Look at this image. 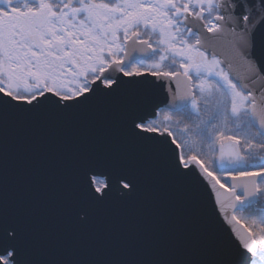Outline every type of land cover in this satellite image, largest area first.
<instances>
[{
  "label": "snow or ice",
  "instance_id": "1",
  "mask_svg": "<svg viewBox=\"0 0 264 264\" xmlns=\"http://www.w3.org/2000/svg\"><path fill=\"white\" fill-rule=\"evenodd\" d=\"M0 264H264V0H0Z\"/></svg>",
  "mask_w": 264,
  "mask_h": 264
},
{
  "label": "water",
  "instance_id": "2",
  "mask_svg": "<svg viewBox=\"0 0 264 264\" xmlns=\"http://www.w3.org/2000/svg\"><path fill=\"white\" fill-rule=\"evenodd\" d=\"M173 87H175V82H173ZM160 99L163 100L164 96L162 95ZM225 210L230 214L231 209L228 207L227 201L225 203ZM229 219H230V215H229ZM216 227L218 231H220L222 234L226 236L230 235L233 239H237V240L239 238V235H244L245 230L248 229L247 226L240 220L239 223H237L236 221H232L231 223H229L227 220H225L224 213L219 211V206H217Z\"/></svg>",
  "mask_w": 264,
  "mask_h": 264
},
{
  "label": "trees",
  "instance_id": "3",
  "mask_svg": "<svg viewBox=\"0 0 264 264\" xmlns=\"http://www.w3.org/2000/svg\"><path fill=\"white\" fill-rule=\"evenodd\" d=\"M244 215H246V218H245V222L247 223L248 227L251 229L252 225L251 223H249L247 220L250 219L251 220V217L249 216V213L245 212L243 213ZM243 215V216H244ZM239 217H241L242 215H238Z\"/></svg>",
  "mask_w": 264,
  "mask_h": 264
},
{
  "label": "rangeland",
  "instance_id": "4",
  "mask_svg": "<svg viewBox=\"0 0 264 264\" xmlns=\"http://www.w3.org/2000/svg\"><path fill=\"white\" fill-rule=\"evenodd\" d=\"M244 214H242V216L241 217H237L239 220H241L247 227H248V225H247V223L245 222V218H246V215H244ZM249 223H251V220L250 219H248L247 220ZM249 228V227H248ZM250 229V228H249Z\"/></svg>",
  "mask_w": 264,
  "mask_h": 264
}]
</instances>
